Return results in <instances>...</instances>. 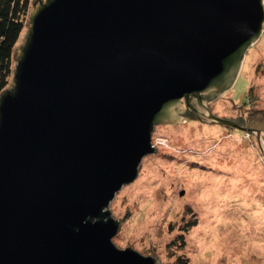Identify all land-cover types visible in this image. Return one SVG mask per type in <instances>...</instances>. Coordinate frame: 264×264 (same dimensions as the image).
I'll return each instance as SVG.
<instances>
[{
	"label": "water",
	"instance_id": "95a60500",
	"mask_svg": "<svg viewBox=\"0 0 264 264\" xmlns=\"http://www.w3.org/2000/svg\"><path fill=\"white\" fill-rule=\"evenodd\" d=\"M27 25L0 95V264H157L115 245L109 204L156 125L250 129L206 99L238 79L264 0H33Z\"/></svg>",
	"mask_w": 264,
	"mask_h": 264
},
{
	"label": "rangeland",
	"instance_id": "374dc122",
	"mask_svg": "<svg viewBox=\"0 0 264 264\" xmlns=\"http://www.w3.org/2000/svg\"><path fill=\"white\" fill-rule=\"evenodd\" d=\"M206 104L245 127L251 113L264 112V31L233 87ZM194 113L155 126L156 152L143 158L138 177L109 204L120 221L113 242L157 264H174L179 255L192 264H264V123L251 130Z\"/></svg>",
	"mask_w": 264,
	"mask_h": 264
},
{
	"label": "trees",
	"instance_id": "16d2710c",
	"mask_svg": "<svg viewBox=\"0 0 264 264\" xmlns=\"http://www.w3.org/2000/svg\"><path fill=\"white\" fill-rule=\"evenodd\" d=\"M31 3L32 0H0V95L9 88L15 73L14 54L29 20ZM251 93L253 95V92ZM249 99L250 101L255 100L251 96ZM254 112L251 113L252 116L248 117L247 124L251 130H259V124L264 123V112H259V110ZM183 229L186 227L184 226ZM179 238H183V236ZM174 264L192 263L188 261L187 257L179 255Z\"/></svg>",
	"mask_w": 264,
	"mask_h": 264
}]
</instances>
